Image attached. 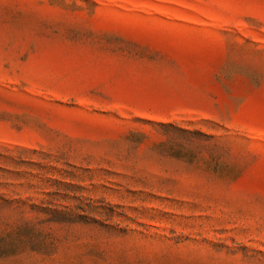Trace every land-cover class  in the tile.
Masks as SVG:
<instances>
[{"label":"rangeland","instance_id":"1","mask_svg":"<svg viewBox=\"0 0 264 264\" xmlns=\"http://www.w3.org/2000/svg\"><path fill=\"white\" fill-rule=\"evenodd\" d=\"M0 264H264V0H0Z\"/></svg>","mask_w":264,"mask_h":264}]
</instances>
